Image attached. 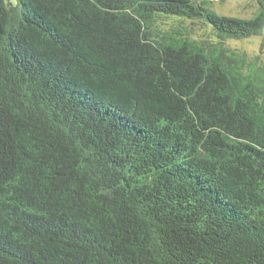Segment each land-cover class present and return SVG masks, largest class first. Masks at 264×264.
<instances>
[{"label":"trees","instance_id":"trees-1","mask_svg":"<svg viewBox=\"0 0 264 264\" xmlns=\"http://www.w3.org/2000/svg\"><path fill=\"white\" fill-rule=\"evenodd\" d=\"M193 2L0 0V264H264V10Z\"/></svg>","mask_w":264,"mask_h":264},{"label":"rangeland","instance_id":"rangeland-1","mask_svg":"<svg viewBox=\"0 0 264 264\" xmlns=\"http://www.w3.org/2000/svg\"><path fill=\"white\" fill-rule=\"evenodd\" d=\"M194 4L200 2L209 11L229 17H237L248 19L254 16L260 9L264 10V0H193ZM188 23H178L177 21L161 20L156 25V30L160 33H168L169 30L183 27L184 25L192 32L193 35L200 37L202 30L196 25L191 24L190 20H186ZM229 47L231 49L238 50L239 53H244L250 60L257 57L259 65L264 66V27L262 33L259 35H253L246 39L228 40Z\"/></svg>","mask_w":264,"mask_h":264}]
</instances>
